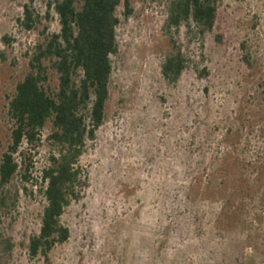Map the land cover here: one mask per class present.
<instances>
[{"label": "rangeland", "instance_id": "rangeland-1", "mask_svg": "<svg viewBox=\"0 0 264 264\" xmlns=\"http://www.w3.org/2000/svg\"><path fill=\"white\" fill-rule=\"evenodd\" d=\"M45 1H32L41 21L24 31L27 0H0V155L26 54L42 27L58 31L52 11L42 18ZM166 3L129 0L127 17L116 8L103 121L78 160L85 185L59 218L67 239L47 263L27 255L44 205L39 171L55 154L46 122L31 157L36 182L16 174L2 189L0 239L12 248L0 264H264V0H220L201 39L180 26L174 39L187 64L173 84L159 73Z\"/></svg>", "mask_w": 264, "mask_h": 264}, {"label": "trees", "instance_id": "trees-1", "mask_svg": "<svg viewBox=\"0 0 264 264\" xmlns=\"http://www.w3.org/2000/svg\"><path fill=\"white\" fill-rule=\"evenodd\" d=\"M32 1L21 6L17 19L24 31L35 29L41 21L31 9ZM219 1L167 0L162 30L169 51L159 66L166 84L175 83L187 64L175 43L177 29L183 26L201 39L213 29ZM118 6L124 17L130 14L129 0H46L42 18L47 20L52 11L58 31L46 33L42 27L40 38L26 54L27 72L7 99L5 114L10 129L8 144L0 155V207L7 199L2 189L13 176L18 174L24 184L36 182L31 157L40 145L45 123H49L43 140L55 154L48 156L47 165L39 171L37 191L44 205L38 231L28 237L26 246L28 257H40L44 263L52 247L67 239L68 231L59 218L85 185L78 160L85 142L94 138L103 121L111 73L109 56L116 52ZM1 40L9 42L5 36ZM49 73L55 76L53 90L48 87ZM22 191L26 192L24 186ZM11 248L8 238L0 239V255H7Z\"/></svg>", "mask_w": 264, "mask_h": 264}]
</instances>
